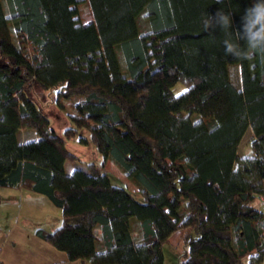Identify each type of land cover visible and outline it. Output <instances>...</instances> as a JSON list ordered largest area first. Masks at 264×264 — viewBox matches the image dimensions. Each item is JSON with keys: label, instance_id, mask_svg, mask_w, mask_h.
I'll return each mask as SVG.
<instances>
[{"label": "trees", "instance_id": "trees-1", "mask_svg": "<svg viewBox=\"0 0 264 264\" xmlns=\"http://www.w3.org/2000/svg\"><path fill=\"white\" fill-rule=\"evenodd\" d=\"M84 2L0 0V187L61 210L58 229L35 234L71 262L164 264L181 230V264H264V56L225 55L222 30L202 22L216 0H88L87 23ZM250 4L224 0L233 31ZM130 19L136 31L120 25ZM38 90L58 105L79 99L62 135ZM21 130L37 138L21 143ZM81 130L104 161L69 173L79 159L67 142L89 143ZM108 161L138 194L115 184Z\"/></svg>", "mask_w": 264, "mask_h": 264}, {"label": "rangeland", "instance_id": "rangeland-1", "mask_svg": "<svg viewBox=\"0 0 264 264\" xmlns=\"http://www.w3.org/2000/svg\"><path fill=\"white\" fill-rule=\"evenodd\" d=\"M78 9L81 12L79 15V18L82 19L84 23H87L93 20V18H90L91 10L87 3L86 4L83 3L82 5L78 7ZM139 21H141V25L146 24L145 19H140ZM120 25L128 26L132 31H136L138 29L137 22L132 19L123 20L121 21ZM18 40L22 42V45H21L22 47H25L27 45L26 39L24 37L22 36L18 37ZM231 77H232V81L236 85L240 86L241 80H240V70L238 66H234L231 68ZM185 90H186V87L182 84H177L173 88V92L175 95H180ZM34 92L36 91L34 90ZM35 95H37V102L43 108L44 113L48 115V118L51 122V127L58 134L62 135L67 128L74 126V124L72 123L70 119V115L75 114L74 106L76 105L79 99H76V98L68 99V100L63 101L62 105L61 104L58 105L56 102V95H57L56 91L52 92L51 94H47L46 96L44 94L39 95V90H38L37 93H35ZM23 132L24 133H22L23 135L21 136V139H28V141H31L37 138V135L33 130H26ZM80 136L87 138L89 140V143H84V144L79 143L77 141V138L75 140L67 142V148L72 153H74L79 159V161L76 163L68 162V168L69 169L85 168L88 164H95L97 167L101 168L104 159H103V156L97 151L96 146L91 141L90 133L87 130H81ZM252 137H253V133H252V130L249 128L245 136L243 137V140L239 147V155L241 157L252 155L251 147L249 146V141ZM105 170L108 171L112 176H114L119 181V182L114 181L115 184L121 185L123 187H127L128 189L133 191L135 194L136 193L138 194L136 187L123 175L121 170L114 163H112L111 161H108L105 165ZM10 190H17V189L0 187V194H5L4 196H2V198H4V200H7V202L5 203V205L2 206V209H1L5 213V217L7 218L4 220L0 219V223H9L12 220L23 221L27 223L28 225L34 227V225L37 223V221L40 218H38L36 216L37 214L35 213L33 214L34 215L33 217L36 219L34 218L31 219L29 217H27L29 218L27 219L25 217V214H26L25 211L19 209V206L16 202H12V203L10 201L8 202L9 197H7L6 194L9 192H12ZM35 196H39L37 198H42L39 200L38 206L36 207L38 208V213H40V215L42 214L41 216H43L47 212H46V207L44 205L45 203L43 204L41 200H46V202H49L47 204H51V203L50 201H48L49 199L45 198L44 195L37 194ZM139 199H142V198L139 196ZM24 201L25 199H23V202ZM261 202H263V200ZM262 204L264 205V202ZM36 227H42L45 229H49L48 222H45V223L42 222L39 226H36ZM182 232L183 231L181 230L175 232L170 237L169 243L164 245L163 247L164 264H181V262L184 260V254H185V251L188 250V247H184L181 243Z\"/></svg>", "mask_w": 264, "mask_h": 264}, {"label": "crops", "instance_id": "crops-1", "mask_svg": "<svg viewBox=\"0 0 264 264\" xmlns=\"http://www.w3.org/2000/svg\"><path fill=\"white\" fill-rule=\"evenodd\" d=\"M85 1L86 2L84 3L89 5L88 0ZM90 18H93L92 11ZM23 131L26 130H21L19 132V140L21 143L28 141V139H21V136L23 135L22 133H24ZM66 169L69 173H71L75 168L69 169L67 163ZM83 169H86V167ZM10 191L12 192L6 194L7 197H9L8 202H16L19 206V209L25 211L26 218L29 217L33 219V214L36 213V216L40 219H37L38 221L34 227L23 221L12 220L9 223H0V264H79L77 262L69 261L67 255L64 252L58 251L35 234L38 228H42L36 226H39L42 222H48L49 229H43L49 232H53L58 229L62 223L61 210L54 208L52 204H47L49 202H46V200H41L43 204L45 203L44 205L47 212L45 215L41 216L42 214L40 215V213H38V208L36 206H38V202L42 198H37L39 197L35 196L37 194L29 191ZM4 195L5 194H0L1 220L7 218L5 217V213L1 210L2 206L7 202V200L2 198ZM45 198L48 199L47 197ZM23 199H25L24 202Z\"/></svg>", "mask_w": 264, "mask_h": 264}, {"label": "clouds", "instance_id": "clouds-1", "mask_svg": "<svg viewBox=\"0 0 264 264\" xmlns=\"http://www.w3.org/2000/svg\"><path fill=\"white\" fill-rule=\"evenodd\" d=\"M216 3L220 5L219 9L215 14L206 12L202 22L209 35L217 27L222 30L220 43L225 55L245 60L264 56V0H252L250 6L244 9L240 27L235 31L234 10L222 7L224 0H216Z\"/></svg>", "mask_w": 264, "mask_h": 264}, {"label": "built area", "instance_id": "built-area-1", "mask_svg": "<svg viewBox=\"0 0 264 264\" xmlns=\"http://www.w3.org/2000/svg\"><path fill=\"white\" fill-rule=\"evenodd\" d=\"M263 202H264V200H263Z\"/></svg>", "mask_w": 264, "mask_h": 264}]
</instances>
